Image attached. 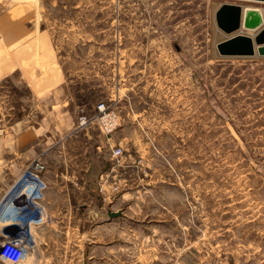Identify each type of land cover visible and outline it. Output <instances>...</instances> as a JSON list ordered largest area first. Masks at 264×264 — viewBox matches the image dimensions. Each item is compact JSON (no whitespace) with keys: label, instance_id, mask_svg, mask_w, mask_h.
Returning <instances> with one entry per match:
<instances>
[{"label":"rangeland","instance_id":"obj_1","mask_svg":"<svg viewBox=\"0 0 264 264\" xmlns=\"http://www.w3.org/2000/svg\"><path fill=\"white\" fill-rule=\"evenodd\" d=\"M223 3L264 8V0H0V22L36 15L63 66L93 75L89 106L120 114L112 138L132 157L107 206L120 216L74 209L87 203L75 200L70 215L46 216L22 264H264V57L219 55L230 36L215 20ZM8 81L3 124L22 114L11 106H30L20 78ZM85 127L82 142L85 133L101 139L96 119Z\"/></svg>","mask_w":264,"mask_h":264},{"label":"crops","instance_id":"obj_2","mask_svg":"<svg viewBox=\"0 0 264 264\" xmlns=\"http://www.w3.org/2000/svg\"><path fill=\"white\" fill-rule=\"evenodd\" d=\"M20 8L25 9L23 5ZM255 8L259 17L257 27L264 22V8L251 9ZM37 23V16L24 10L1 17L0 87L17 75L30 93V106H11L9 111L22 114L4 124L0 107V201L39 157L46 165V216L70 215L75 200H87L74 207L80 211L89 209L106 215L119 211L107 207L113 200L116 202L118 194L105 202L99 192V177L110 163L108 140L102 133L101 139L85 133L90 141L80 140L84 138L85 126L95 122L92 116L98 103L92 108L88 102L93 94L89 84L93 75L87 76L76 68L66 69L56 54L51 33L39 31ZM91 108V118L80 125L76 121L78 111L87 116ZM46 224L33 229L40 230Z\"/></svg>","mask_w":264,"mask_h":264},{"label":"built area","instance_id":"obj_3","mask_svg":"<svg viewBox=\"0 0 264 264\" xmlns=\"http://www.w3.org/2000/svg\"><path fill=\"white\" fill-rule=\"evenodd\" d=\"M96 111L92 117L98 121L100 132L108 140L111 151L108 169L99 177V192L106 202L120 192L124 180L119 178V172L130 166L132 157H125L122 143L112 138L120 125V114L103 102L97 104ZM90 118L82 113L78 122L81 125ZM45 172V163L37 157L0 201V259L8 264H22L37 246L33 226H39L46 220L43 200L48 185Z\"/></svg>","mask_w":264,"mask_h":264},{"label":"water","instance_id":"obj_4","mask_svg":"<svg viewBox=\"0 0 264 264\" xmlns=\"http://www.w3.org/2000/svg\"><path fill=\"white\" fill-rule=\"evenodd\" d=\"M217 27L230 35L217 43L216 48L220 56H255L264 57V27L253 37L239 33L240 28L256 27L243 21V10L238 4L223 3L215 14ZM235 33V34H233ZM233 34V35H231ZM120 211H109V218L118 217Z\"/></svg>","mask_w":264,"mask_h":264},{"label":"bare ground","instance_id":"obj_5","mask_svg":"<svg viewBox=\"0 0 264 264\" xmlns=\"http://www.w3.org/2000/svg\"><path fill=\"white\" fill-rule=\"evenodd\" d=\"M243 21H246L248 24L256 26L259 21L258 12L256 9H245L243 13Z\"/></svg>","mask_w":264,"mask_h":264}]
</instances>
